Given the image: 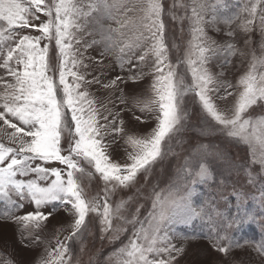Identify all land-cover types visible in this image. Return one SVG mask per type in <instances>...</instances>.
<instances>
[{
  "label": "snow or ice",
  "instance_id": "obj_1",
  "mask_svg": "<svg viewBox=\"0 0 264 264\" xmlns=\"http://www.w3.org/2000/svg\"><path fill=\"white\" fill-rule=\"evenodd\" d=\"M236 57L246 68L233 83L225 68ZM136 111L155 120L142 135L126 128V113L146 122ZM194 115L221 144H190ZM0 122V221L43 245L35 264H82L75 248L97 235L118 246L89 264H180L200 238L217 264L246 249L264 264V238L233 235L249 223L264 234V0H0ZM117 138L124 163L109 151ZM215 164L244 184L221 175L197 199ZM58 208L70 231L49 240ZM196 227L202 236L180 230Z\"/></svg>",
  "mask_w": 264,
  "mask_h": 264
},
{
  "label": "rangeland",
  "instance_id": "obj_2",
  "mask_svg": "<svg viewBox=\"0 0 264 264\" xmlns=\"http://www.w3.org/2000/svg\"><path fill=\"white\" fill-rule=\"evenodd\" d=\"M166 26L169 36H171L172 33L175 32L178 42H181L176 25L172 23L170 20H167V18H166ZM29 31H31V34L33 35L38 34L37 32L32 30ZM90 54L92 56H97V53L95 51L91 52ZM173 59H175V53L173 54ZM105 62L107 63V60ZM245 68L246 65L240 66L239 57L234 58L232 66L225 68L227 79L235 83L238 76L243 71H245ZM115 74L116 73H113V75ZM148 82L149 80L146 79L142 84L137 86H133L130 84L129 88L132 87L143 88L147 85ZM217 103L220 106H223L225 102L217 101ZM227 103L228 104L232 103V97H229ZM191 108H192V101L191 98H189V109L191 110ZM136 115H143L144 120L146 122L141 123L135 120L133 118L132 113L124 114L126 128L129 131H134L136 134L142 135L149 132L150 129L154 127L155 120L151 116L142 114L139 111H136ZM191 125L192 127L190 128V130L187 133H185V138L189 140L192 146H195L198 143H204L210 146L221 144L220 138L217 136L200 135V127L198 126L197 117L195 115L192 117ZM0 142L7 143L6 139H4L2 134H0ZM221 146L227 148L228 151L233 155H235L237 151L239 152V155L241 157H244L246 155L244 149L237 150L236 148L228 147L227 145H221ZM185 147H188V145H185ZM109 151L111 152L112 159L120 163L125 162L126 153H125V145L123 139L117 138L116 142L111 144ZM175 162H176L175 160L172 161V163ZM51 166L63 167L58 164H53ZM214 168L216 171L215 183H213L211 187H209L208 185L197 186V199H203L204 196L207 195L209 192L215 191L216 184L219 183L221 179V175L224 177V179L229 185L238 186L244 184L243 176L240 177L229 176L227 171H225L219 164H215ZM140 179L141 182H143V177H141ZM101 187L102 185L98 180V178L93 181L92 184L93 192H98ZM230 191H231L230 188L224 190L225 195H228L229 199L232 200L233 198L229 195ZM123 195H126V193ZM116 198L118 199L119 197ZM248 208L251 209L252 211H256L254 203L249 204ZM26 210H30V209H26ZM45 210L48 211L51 210V208ZM70 219L71 218L64 212L62 208H58L57 211L54 213V215L47 221V227L44 236L47 239L52 240L53 236L55 235V230L57 228L64 229L63 232L61 233V238H63V236H67L68 232L70 231V229L67 228V224L70 222ZM180 230L188 233L195 232L200 236L203 235V233L200 232L199 227L181 228ZM233 235L237 239H241V240L243 239L260 240L261 238H264V234H262L260 231V225L255 223H249L242 226L239 230L234 232ZM53 246H55L54 242H53ZM116 246H118V244L109 245L107 239L101 242L97 235L94 243H92V238L89 237V247L83 254L80 253L79 247H76L75 251L77 255L80 256L82 264H89L90 257L93 255V253L99 251L102 259L104 255H107L108 252H110L112 248ZM42 251H43V245L39 247H33L27 240L21 242L19 234L16 230V225L14 223L0 221V261H2L4 258H10L15 260L16 264H35V261L38 259ZM233 255L238 258L237 264H239L240 260L245 261V264H248L249 260L252 261V264H259V259L256 258V254L252 252L251 249L237 250L233 253ZM219 260H220V254H218L217 252L211 249L207 240L200 238V239L192 240L188 243L186 253L183 256V258L180 260V264H217Z\"/></svg>",
  "mask_w": 264,
  "mask_h": 264
}]
</instances>
